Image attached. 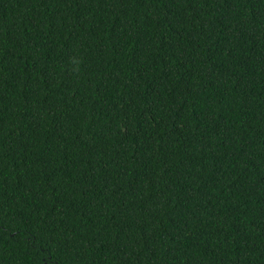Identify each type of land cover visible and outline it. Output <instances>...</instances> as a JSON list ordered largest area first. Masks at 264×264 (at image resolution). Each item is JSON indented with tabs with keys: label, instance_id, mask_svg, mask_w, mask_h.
Listing matches in <instances>:
<instances>
[{
	"label": "trees",
	"instance_id": "16d2710c",
	"mask_svg": "<svg viewBox=\"0 0 264 264\" xmlns=\"http://www.w3.org/2000/svg\"><path fill=\"white\" fill-rule=\"evenodd\" d=\"M0 264H264V0H0Z\"/></svg>",
	"mask_w": 264,
	"mask_h": 264
}]
</instances>
